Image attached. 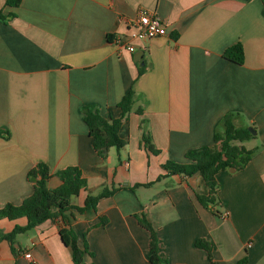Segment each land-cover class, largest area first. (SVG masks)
Instances as JSON below:
<instances>
[{"label":"crops","instance_id":"crops-1","mask_svg":"<svg viewBox=\"0 0 264 264\" xmlns=\"http://www.w3.org/2000/svg\"><path fill=\"white\" fill-rule=\"evenodd\" d=\"M5 1L0 131L9 135L0 136V207L32 193L27 174L39 162L51 173L78 166L87 184L63 216L18 234L14 249L0 241V264H30L25 252L36 264H74L61 227L75 232L80 247L86 242L87 263L152 264L150 232L135 217L140 213L166 264H209L197 239L211 244L216 264H264L263 1L20 0L16 7ZM141 8L162 19L165 35L129 37ZM236 42L243 47L242 63L223 56ZM130 89L134 102L119 129L126 144L101 158L80 107L95 105L102 116L115 118ZM228 114L235 127L255 130L245 141L257 150L242 169L217 173L226 213L219 217L197 200L208 192L199 174L165 175L161 165L186 162V151L212 145ZM142 121L157 154L141 142ZM59 184L57 176L48 180L51 188ZM104 188L115 191L95 210L77 212L87 195ZM16 224L25 225L26 218L0 219L3 232Z\"/></svg>","mask_w":264,"mask_h":264},{"label":"trees","instance_id":"trees-1","mask_svg":"<svg viewBox=\"0 0 264 264\" xmlns=\"http://www.w3.org/2000/svg\"><path fill=\"white\" fill-rule=\"evenodd\" d=\"M20 0H6L5 6L16 7ZM264 3V0H262ZM10 15H14L10 13ZM0 17L4 18L0 12ZM223 56L236 63L243 62V47L240 42L227 47ZM134 92L130 89L117 103L120 113L117 117L106 118L99 113L95 105H84L80 107L83 119L88 127L89 135L92 137V146L96 154L101 158H106L110 147L120 149L126 144V140L119 135V129L123 121L128 118L132 109ZM139 111V109H137ZM222 128L215 132L214 142L210 146H201L185 152L186 162H175L167 160L161 167L166 172L165 175L192 176L199 174L208 192L205 195L197 194L198 202L209 208L215 215L225 217L221 202L218 198L219 183L216 178L218 172L234 168L242 169L252 158L257 148H246L242 142L253 137L247 128H237L233 125L230 115L222 119ZM141 142L144 148L157 154L159 150L154 146L150 134L147 132L145 122L140 123ZM9 135L8 131H0V136ZM28 179L32 182V193L24 198L20 204L6 203L0 207V219L26 218L25 225L16 224L10 231L3 232L0 229V241L6 240L12 249L15 238L18 234L26 233L38 224L63 216L64 212L72 207L71 199L78 195L87 184L78 166H68L51 173L47 164L37 163L28 171ZM52 176H57L60 184L54 188L48 186V180ZM164 175L158 176V179ZM147 183L148 184H151ZM115 189L104 188L97 194L87 195L83 206L75 207L77 212L82 213L87 209H96V204L100 198L110 196ZM138 223L150 232L148 259L152 264H166L167 259L159 252L158 240L151 223L143 213L135 215ZM102 224L106 223V218L100 219ZM59 235L63 244L70 248L71 257L74 264H92L84 261V255L88 253L86 242L80 247L77 244L76 234L70 227H61ZM195 246L203 248L208 253L209 264H216L212 259L211 244L204 239H197ZM242 263V262H240Z\"/></svg>","mask_w":264,"mask_h":264},{"label":"built area","instance_id":"built-area-1","mask_svg":"<svg viewBox=\"0 0 264 264\" xmlns=\"http://www.w3.org/2000/svg\"><path fill=\"white\" fill-rule=\"evenodd\" d=\"M133 30L129 33V37L133 39H150L156 36L166 34V28L162 19L155 13L146 9H139L138 17L133 22ZM120 48L123 43H120ZM130 52L134 51V46L126 44L124 46ZM24 257L29 259L30 264H36L30 252H25Z\"/></svg>","mask_w":264,"mask_h":264},{"label":"rangeland","instance_id":"rangeland-1","mask_svg":"<svg viewBox=\"0 0 264 264\" xmlns=\"http://www.w3.org/2000/svg\"><path fill=\"white\" fill-rule=\"evenodd\" d=\"M253 143V142H252ZM252 143H247V141H243L242 145L245 147H252ZM230 171V168L228 169ZM22 236V234L18 235V237ZM23 242V241H22Z\"/></svg>","mask_w":264,"mask_h":264},{"label":"water","instance_id":"water-1","mask_svg":"<svg viewBox=\"0 0 264 264\" xmlns=\"http://www.w3.org/2000/svg\"><path fill=\"white\" fill-rule=\"evenodd\" d=\"M247 129L251 132V134H255V130L251 127H248ZM230 171H234V168H230Z\"/></svg>","mask_w":264,"mask_h":264}]
</instances>
